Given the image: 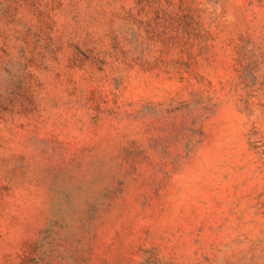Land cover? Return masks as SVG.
Returning <instances> with one entry per match:
<instances>
[{
    "label": "rangeland",
    "instance_id": "obj_1",
    "mask_svg": "<svg viewBox=\"0 0 264 264\" xmlns=\"http://www.w3.org/2000/svg\"><path fill=\"white\" fill-rule=\"evenodd\" d=\"M0 264H264V0H0Z\"/></svg>",
    "mask_w": 264,
    "mask_h": 264
}]
</instances>
